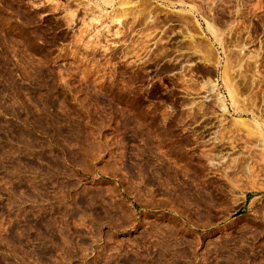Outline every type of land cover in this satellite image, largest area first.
Listing matches in <instances>:
<instances>
[{"label": "rangeland", "instance_id": "1", "mask_svg": "<svg viewBox=\"0 0 264 264\" xmlns=\"http://www.w3.org/2000/svg\"><path fill=\"white\" fill-rule=\"evenodd\" d=\"M0 264H264V0H0Z\"/></svg>", "mask_w": 264, "mask_h": 264}, {"label": "bare ground", "instance_id": "2", "mask_svg": "<svg viewBox=\"0 0 264 264\" xmlns=\"http://www.w3.org/2000/svg\"><path fill=\"white\" fill-rule=\"evenodd\" d=\"M261 155V154H260ZM261 157V156H260ZM263 159V158H262ZM251 167V166H250ZM246 170V169H245ZM248 174V173H247Z\"/></svg>", "mask_w": 264, "mask_h": 264}]
</instances>
